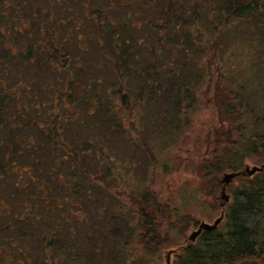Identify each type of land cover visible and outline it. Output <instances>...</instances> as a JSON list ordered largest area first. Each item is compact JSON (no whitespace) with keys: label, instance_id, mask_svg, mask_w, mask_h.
<instances>
[{"label":"trees","instance_id":"16d2710c","mask_svg":"<svg viewBox=\"0 0 264 264\" xmlns=\"http://www.w3.org/2000/svg\"><path fill=\"white\" fill-rule=\"evenodd\" d=\"M182 1L186 8L179 7L178 0H164L160 22L150 28L166 29L176 22L177 13L191 19L192 10H198L192 9L189 0ZM128 3L111 0L110 6L104 0H0V258L7 256L0 264H46L55 254L64 257V247L71 248L70 243L60 242L71 232V220H76V214L80 217L83 209H92L84 194L94 196V177L105 182L114 160L119 159L115 156L112 160V152L82 132L83 128L90 130L80 124L82 117L104 111L96 101V90L84 93L82 81L94 75L96 67L105 68L104 58L108 63L112 59L117 70L126 61L124 47L128 42L124 35L128 26L135 27L130 12L125 11ZM200 6L202 14L219 20L222 37L234 43L241 40L249 47L251 60H262L257 55L264 33V0H204ZM110 8L116 20L109 19ZM161 39L158 36L156 42ZM16 40H22L25 48L14 47ZM92 41L97 51H102L99 60L83 53L93 51ZM105 41L110 43L113 56L104 53ZM149 54L146 70L156 64L158 53ZM121 75L125 77V73ZM143 86L146 83L136 94L141 107ZM181 87L178 84L173 89L176 103L191 111L196 108L195 91L188 85ZM243 89L235 91L225 85L215 94L218 115L227 121L220 133L219 142L224 144L202 166V177L212 192L223 186L219 174L239 172L230 202L221 206L226 209L223 224L202 231L194 241L187 239L178 247L172 264H264V234L258 220L264 214V134L250 131L243 119ZM105 120L111 130L109 118ZM81 153L91 157L82 158ZM245 158L261 160L262 170L247 175ZM100 164L106 166L105 172ZM76 166L80 167L79 176ZM207 192L204 189L203 193ZM133 196L146 255H156L172 244L169 230L184 235L196 225L191 213L161 203L148 190ZM48 216L54 221L49 227L44 224ZM30 222L42 226L43 233L36 238L29 230ZM163 225L166 231L162 234ZM30 240L39 245L40 252L32 251ZM26 249L30 254L24 255Z\"/></svg>","mask_w":264,"mask_h":264},{"label":"rangeland","instance_id":"374dc122","mask_svg":"<svg viewBox=\"0 0 264 264\" xmlns=\"http://www.w3.org/2000/svg\"><path fill=\"white\" fill-rule=\"evenodd\" d=\"M104 1L111 6V0ZM144 1L123 0L128 3L125 11L130 12L132 23L138 27L137 30L127 27L124 35L128 42L124 47L127 58L118 65L120 69L117 70L112 59L108 63L104 58L105 68L96 67L94 75L85 76L82 81L84 93L96 90L95 98L100 103L97 105L104 110L97 116L82 117L80 124L90 129L83 128L82 132L92 135L100 147L112 152V160L119 159L114 160L112 169L109 168L112 172L105 182L93 176L94 196L88 193L83 196L92 209H83L80 217L76 214V220H71L72 230L64 234L60 242L64 245L70 243L71 248L64 247V257L55 254L46 264H165L168 253L172 264L178 247L190 233L200 223L212 224L226 210L220 206L222 186L212 192L202 177L205 160L224 144L219 142L222 141L220 133L222 127L225 131L227 121L219 117L214 100L220 88L225 85L235 91L244 88L241 93L243 119L250 131L264 134V33L258 55V49L254 50L262 60L254 61L247 45L241 40L234 43L226 36L222 37L219 20L212 17L210 20L209 15L202 14L200 4L204 0H189L192 9L198 10H192V18L177 13L176 22L161 31L150 27L160 22L159 12L164 0H149L147 5ZM184 3L178 0L179 7L186 8ZM107 15L110 20H116L113 9L110 8ZM128 19L131 20L129 16ZM158 36L162 39L157 43ZM92 43L93 51L83 53L86 58L99 60L102 51H97L96 42ZM105 44L104 53L113 56L110 43L105 41ZM14 47L23 49L25 44L16 40ZM151 52L158 53L156 64L146 70ZM143 82L146 86L142 89L144 103L141 107L137 104L136 94ZM178 84L182 87L188 85L195 91L196 108L193 110L185 111L183 104L176 103L174 90ZM122 95H125L123 102ZM124 102H127V109ZM107 118L113 133L106 124ZM233 138L236 139L237 134ZM81 157L91 156L81 153ZM99 166L102 171L107 170L104 164ZM246 166L261 167L262 161L245 158L243 168ZM79 169L76 166L78 176ZM222 175H218L219 180ZM235 180L225 188L229 202L231 189L238 185ZM204 189L208 192L203 193ZM142 190L152 192L158 201L171 208L178 207L191 213L196 220V225L184 235L169 230L172 244L156 255L145 254L138 228L136 196L133 194ZM258 220L262 227L260 232L264 234V214L258 216ZM44 224L49 227L54 221L50 218ZM29 226L35 238L43 233L40 223L30 222ZM165 229L163 225L160 232L163 234ZM30 245L32 251L40 252L41 248L34 240ZM30 252L26 249L24 255ZM4 259L7 256L2 254L0 261Z\"/></svg>","mask_w":264,"mask_h":264},{"label":"water","instance_id":"95a60500","mask_svg":"<svg viewBox=\"0 0 264 264\" xmlns=\"http://www.w3.org/2000/svg\"><path fill=\"white\" fill-rule=\"evenodd\" d=\"M263 168V166L261 167H253V168H248L247 166L244 168V172L251 176L253 174H255L256 172L261 171ZM239 174V172H225L222 175L221 178V182L223 183V186L221 188L220 191V199L222 200L220 206H223L226 202H228L229 200V195H227L225 193V188H226V184L230 183L237 175ZM223 219V214H221L218 218H216L212 224L209 223H200L197 226V229L194 230L193 232L190 233V235L188 236V240L190 241H194L202 231H209V230H213L215 229L219 223L222 221ZM165 264H170V253H168L166 255V260H165Z\"/></svg>","mask_w":264,"mask_h":264}]
</instances>
